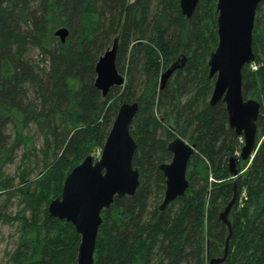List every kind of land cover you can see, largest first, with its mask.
<instances>
[{
	"label": "trees",
	"instance_id": "obj_1",
	"mask_svg": "<svg viewBox=\"0 0 264 264\" xmlns=\"http://www.w3.org/2000/svg\"><path fill=\"white\" fill-rule=\"evenodd\" d=\"M216 2L199 0L186 17L179 0H0V222L16 221L19 232L5 264H76L79 234L50 217L47 203L60 195L75 164L100 151L124 102L138 104L129 132L139 183L101 211L93 264H206L207 251L224 255L220 264H264V0L241 86L244 98L260 104L259 143L234 177L228 162L239 137L225 104L209 103ZM60 27L68 30L63 42L54 34ZM113 45L126 80L102 96L94 66ZM172 65L160 87L161 73ZM176 136L195 144L188 187L160 209L165 184L158 165L170 160L167 144ZM17 149L21 161L33 158L41 167L33 179L18 170L14 184L2 175ZM233 186L224 254L228 228L219 212ZM14 197L22 206L10 215Z\"/></svg>",
	"mask_w": 264,
	"mask_h": 264
},
{
	"label": "water",
	"instance_id": "obj_2",
	"mask_svg": "<svg viewBox=\"0 0 264 264\" xmlns=\"http://www.w3.org/2000/svg\"><path fill=\"white\" fill-rule=\"evenodd\" d=\"M261 0H217L216 23L217 45L208 59V76L214 77L209 103L218 101L225 104L228 125L243 143L238 157L230 156L229 172L238 173L236 161L249 160L256 150V121L259 116V102L244 98L241 92L242 68L253 59L252 30L256 9ZM199 0H179V7L186 17H190ZM54 34L63 42L68 30L60 27ZM94 86L101 95L123 83L124 77L116 67V46L106 48L94 66ZM171 73V67L160 77V87ZM138 111L137 102H124L117 108L116 115L105 137L98 157L90 154L75 164L66 174L59 196L47 205L50 217L72 224L79 234L76 264H93V252L99 225L100 213L108 208L114 197L132 195L139 183V171L133 167L132 157L136 143L129 132V126ZM167 149L171 153L168 162L160 163L159 170L164 176V194L159 208L184 194L188 187L187 164L195 152V144H189L179 136L174 137ZM233 195L227 202L219 218L228 228L224 254L228 248L230 221L227 215L236 200ZM222 257L211 258L209 264L221 263Z\"/></svg>",
	"mask_w": 264,
	"mask_h": 264
},
{
	"label": "rangeland",
	"instance_id": "obj_3",
	"mask_svg": "<svg viewBox=\"0 0 264 264\" xmlns=\"http://www.w3.org/2000/svg\"><path fill=\"white\" fill-rule=\"evenodd\" d=\"M128 1H133V0H128ZM239 142H240V138H239ZM38 146H40V142H38ZM240 147H241V142H240V145L238 146L237 151L231 156L238 157L239 152H240ZM22 151L23 150H21V149H17V152L15 153L14 160L12 162L6 164L3 168V175L2 176L5 178L12 179V183H14V184H17V182H18V177H17L18 170L26 169L28 171L29 178L33 179L35 177L36 170L39 167H41L40 162H39L38 166H36V165L34 166L36 159L34 160L33 158H31L30 160L21 161ZM98 154H99V152L93 156H98ZM244 161H246V160H244ZM244 163L247 164V162H243V160L241 161L240 159L238 161H236L237 169L239 170V167L243 166ZM245 166L246 165H244L243 168H245ZM209 180H210V177H209ZM225 204H227V202H225L223 206H225ZM47 205H48V203H47ZM21 206L22 205L19 204L18 198L14 197L11 199L10 203L7 205L6 212L10 215H14L16 213V211L20 210ZM223 206L221 208V211L223 210ZM227 218H228V220L230 219V213L227 215ZM18 235H19L18 223L16 221H13L10 223L0 222V264H5V262H6V255L5 254L14 248L15 242L18 238ZM206 254L208 256L206 264H209L210 259L214 258L216 255L213 256V253L210 254L208 251ZM214 264H216V263H214ZM218 264H220V263H218Z\"/></svg>",
	"mask_w": 264,
	"mask_h": 264
},
{
	"label": "flooded vegetation",
	"instance_id": "obj_4",
	"mask_svg": "<svg viewBox=\"0 0 264 264\" xmlns=\"http://www.w3.org/2000/svg\"><path fill=\"white\" fill-rule=\"evenodd\" d=\"M170 67H171V73H172V70H173L174 66L172 65V66H170ZM170 67H169V68H170ZM167 69H168V68H167ZM208 70H209V69H208ZM120 73H121V72H120ZM162 73H163V72H162ZM162 73H161V74H162ZM171 73H170V74H171ZM121 74H122V73H121ZM122 76L124 77V81H123V83L120 84V85H123V84L125 83V80H126V79H125V75L122 74ZM169 76H170V75H169ZM169 76H168V77H169ZM160 77H161V75H160ZM210 78H211V77H210ZM212 78H214V77H212ZM167 79H168V78H167ZM167 79H166V80H167ZM159 83H160V78H159ZM163 84H164V83H163ZM117 86H119V85H117ZM245 99H246V98H245ZM255 100H256V99H255ZM256 101H257V100H256ZM218 102H219V101H218ZM259 105H260V104H259ZM259 115H260V107H259ZM181 139H182V138H181ZM185 142H186V141H185ZM170 154H171V153H170ZM189 160H190V159H189ZM167 162H168V161H167ZM188 162H189V161H188ZM163 163H164V162H163ZM187 165H188V164H187ZM133 167H134V166H133ZM186 170H187V169H186ZM161 173H162V172H161ZM164 189H165V188H164ZM159 205H160V204H159Z\"/></svg>",
	"mask_w": 264,
	"mask_h": 264
}]
</instances>
